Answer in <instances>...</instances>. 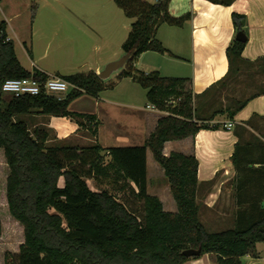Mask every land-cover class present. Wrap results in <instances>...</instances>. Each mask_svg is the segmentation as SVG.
<instances>
[{
	"label": "trees",
	"instance_id": "1",
	"mask_svg": "<svg viewBox=\"0 0 264 264\" xmlns=\"http://www.w3.org/2000/svg\"><path fill=\"white\" fill-rule=\"evenodd\" d=\"M116 2L134 18L122 46L130 57L118 78L132 77L147 90L149 102L169 112L159 119L143 145L104 147L97 140L79 145L56 138L50 143L53 128L33 124L32 116H67L97 137V115L74 111L70 105L84 94L98 96L115 84L95 71L77 72L58 75L71 84L61 98L45 90L19 96L4 93L2 86L9 78L33 75L46 81L50 75L23 65L14 39H8V22L0 16V148L9 168V211L24 226V241L7 264H186L206 253L215 255L218 264H246L247 255L260 257L259 245H264V130L257 128L255 133L238 125L239 140L232 155L236 171L234 224L209 230L201 218L197 156L178 151L166 155L164 145L168 140L195 136L204 128H219L220 123L206 120L224 110L203 117L195 104L196 95L187 86L188 78L135 67L145 51L170 52L157 37L159 26L183 25L191 13L174 16L170 0ZM233 21L239 31L244 30L246 15L234 12ZM245 44L236 39L228 47L231 62L242 58ZM28 51L32 55V50ZM234 65L237 63H231L228 76L219 83L229 77ZM251 97L234 98V108L225 109L229 118L233 119ZM247 131L249 137H245ZM148 148L165 170L178 205L175 212L166 210L161 198L148 192ZM89 177L98 182L110 179L114 188L124 193L132 189L143 202L142 210L130 209L109 189H94ZM199 247L200 255L183 252Z\"/></svg>",
	"mask_w": 264,
	"mask_h": 264
},
{
	"label": "crops",
	"instance_id": "2",
	"mask_svg": "<svg viewBox=\"0 0 264 264\" xmlns=\"http://www.w3.org/2000/svg\"><path fill=\"white\" fill-rule=\"evenodd\" d=\"M169 7L174 16L186 13H191V16L183 25L169 23L160 25L157 37L170 52L145 51L136 60L135 67L145 72L159 70L163 75L188 78L187 86L196 95L195 104L198 105L199 114L203 117L210 118L217 109L224 110L216 114L214 118L206 120L212 124L220 123L219 128H204L195 136L168 140L164 145L166 155L178 151L197 156L199 160L198 178L201 184L198 193L200 206L202 208L204 204V207H213L230 181L233 187L236 171L232 155L239 140L236 131L238 125H246L248 129L258 133L257 128L259 129V124L264 121V118H261L264 116V0H232L230 4L213 0H170ZM234 12L246 15L243 31L247 35V40L242 51V58L231 62L228 47L237 39L239 32L234 25ZM121 16L119 11H115L90 16L72 13L71 17L67 18V22L64 23L65 35L75 36L79 28H83L87 30L90 40L94 41V49L100 47L95 40H101V38L111 49L108 56L100 57L96 63H89L88 70L84 72H100L109 61L119 57L125 40L113 42L109 36L116 32V26H121ZM15 17H19V13L4 17L8 22V34L13 39L9 26ZM122 25L126 29L125 24ZM57 26L62 30L63 23ZM27 28L32 29L31 21L30 25L23 22L21 27H13V30L18 34V32H25ZM130 28H128L129 32ZM22 42L25 46L27 45L23 38ZM25 48L29 54L28 48ZM16 51L18 54L17 47ZM29 57L31 59L29 67L21 62L32 71L40 69L49 75L73 74L64 72L59 67L51 68L38 63L33 52L32 55L29 54ZM231 63H237L234 65L233 72L223 83H219L228 76ZM123 80H130L134 85L121 88L119 97L112 95L106 98L107 105L102 111L74 110L72 105L75 100L70 105L74 111L97 115V120L100 121L97 137L93 136L90 142L84 144L79 141L72 142L76 137L80 139L81 131L89 132L87 128H81L76 120L67 116L45 115L49 117V126L54 129L56 139L79 145L92 144L97 140L104 147L143 145L157 127L159 119L169 112L153 107L148 101L147 90L143 92L137 89L135 84L138 82L132 77H123L120 82ZM247 97L251 98L235 113L233 119H230L225 109L234 108V98ZM38 115L43 114L35 116ZM252 118L251 124L245 123ZM229 121L234 123L231 130L225 127V123ZM83 137L88 139L87 136ZM147 174L148 192L159 196L166 210L177 211L178 205L173 197L170 184L165 182V170L155 159L150 148L147 150ZM206 187L207 190L203 192ZM164 194L170 196L169 206L162 198ZM222 210V208L218 209V211ZM202 256H204L203 259H189L186 264H218L212 258V254L206 253ZM245 260L246 264H264V257L254 258L247 255Z\"/></svg>",
	"mask_w": 264,
	"mask_h": 264
},
{
	"label": "rangeland",
	"instance_id": "3",
	"mask_svg": "<svg viewBox=\"0 0 264 264\" xmlns=\"http://www.w3.org/2000/svg\"><path fill=\"white\" fill-rule=\"evenodd\" d=\"M119 11L121 13V26H116V34L109 36L113 42H119L120 40H126L129 35V29L131 22L134 18H129L124 10L117 4L116 0H0V16L5 17L11 14L19 13V17H15L11 22L9 29L14 37V42L18 50V57L25 63L26 66H30L31 59L25 47L32 50L37 58L38 63L50 66L51 68L59 67L64 72L75 73L84 72L88 70L89 63H96L100 57L108 56L111 53V49L106 45L103 38L101 40H95L99 43L100 47L93 48V42L88 36L87 30L79 28L78 34L67 36L65 35L64 23L67 22V18L71 17L72 13L92 15L96 13H112ZM68 15V16H67ZM32 22V29L28 28L18 34L14 32L13 27H21L24 22L30 25ZM63 23V28L60 30L57 28L58 24ZM125 24L124 29L122 24ZM112 24L115 26L114 22ZM13 26V27H12ZM131 29V28H130ZM22 38L26 40L25 46L22 42ZM125 38V39H124ZM33 44V47H32ZM125 51L120 49V58ZM42 55V57H39ZM110 62V61H109ZM123 67L117 71H114L106 82L115 84L113 87H107L102 90L98 96L90 94L82 95L75 99L72 105V109L87 112H98L107 105L106 98L112 95L118 96L121 94V88L124 86L134 85L130 80H123L120 82L118 78L119 72ZM137 89L145 92L146 89L141 86L140 83L135 84ZM6 97H9L7 95ZM146 100V99H145ZM33 124L49 126V117L45 115L32 116ZM259 130L264 129V121L259 124ZM50 127V126H49ZM81 137L87 136L88 139L83 137L78 139L77 137L72 142L79 141L81 143H88L93 139V135L90 132L81 131ZM250 132L245 133V137H249ZM56 133L54 129L52 131V140L50 143H54ZM0 153V221H1V234H0V264H7L6 261L13 259V254L18 252L20 244L24 241V226L16 220L9 211L7 198H6V182L9 173V168L6 162L4 151L1 148ZM89 183L94 189H109L119 199L124 201L130 209L142 210L143 202L138 200L133 190H127L125 193L114 188V183L110 179H105L102 182L96 181L94 178H88ZM165 182H168L165 179ZM225 188V191L219 196V200L213 207L205 206L201 201V218L205 222L207 228L211 231L220 230L222 228L233 226L234 224V210L236 208L235 203V190L234 184L232 187V181L229 182ZM207 190L204 188L203 192ZM172 197V194H170ZM170 196L162 195L166 204L170 205ZM201 200V197H200ZM223 209L218 211V209ZM260 257H264V245H259ZM204 256H197L191 259H203ZM251 257H254L251 255ZM212 258L216 260L215 255L212 254ZM255 258V257H254Z\"/></svg>",
	"mask_w": 264,
	"mask_h": 264
},
{
	"label": "built area",
	"instance_id": "4",
	"mask_svg": "<svg viewBox=\"0 0 264 264\" xmlns=\"http://www.w3.org/2000/svg\"><path fill=\"white\" fill-rule=\"evenodd\" d=\"M11 36H8L10 39ZM11 82L8 89H5L6 83ZM70 83L65 78L58 75H50L46 81H40L34 76L21 77V78H9L7 79L2 86L4 93L9 95H24V94H39L42 90H45L47 93L56 95L58 97H63L70 88ZM153 107H156L152 104ZM234 126L232 121L225 123V127L228 130H231Z\"/></svg>",
	"mask_w": 264,
	"mask_h": 264
},
{
	"label": "water",
	"instance_id": "5",
	"mask_svg": "<svg viewBox=\"0 0 264 264\" xmlns=\"http://www.w3.org/2000/svg\"><path fill=\"white\" fill-rule=\"evenodd\" d=\"M237 39L241 40V41H246L247 40V35L243 30H240L237 33ZM130 57V53L125 52L123 54V56H121L120 58L111 60L110 62H108L105 67L100 71L97 72L99 74V76L103 79L108 78L114 71H117L119 69H121L122 67L125 66V64L127 63L128 59ZM184 254L187 256H195V255H200L202 253V248H188L185 249Z\"/></svg>",
	"mask_w": 264,
	"mask_h": 264
},
{
	"label": "clouds",
	"instance_id": "6",
	"mask_svg": "<svg viewBox=\"0 0 264 264\" xmlns=\"http://www.w3.org/2000/svg\"><path fill=\"white\" fill-rule=\"evenodd\" d=\"M10 84H11V82L6 83V85H5V89L6 90L8 89V87L10 86Z\"/></svg>",
	"mask_w": 264,
	"mask_h": 264
}]
</instances>
